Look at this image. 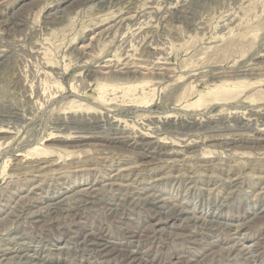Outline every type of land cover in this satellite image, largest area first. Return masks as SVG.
Wrapping results in <instances>:
<instances>
[{
    "label": "rangeland",
    "instance_id": "rangeland-1",
    "mask_svg": "<svg viewBox=\"0 0 264 264\" xmlns=\"http://www.w3.org/2000/svg\"><path fill=\"white\" fill-rule=\"evenodd\" d=\"M0 249L264 264V0H0Z\"/></svg>",
    "mask_w": 264,
    "mask_h": 264
},
{
    "label": "bare ground",
    "instance_id": "bare-ground-1",
    "mask_svg": "<svg viewBox=\"0 0 264 264\" xmlns=\"http://www.w3.org/2000/svg\"><path fill=\"white\" fill-rule=\"evenodd\" d=\"M5 71V70H4ZM156 82V81H155ZM99 120V119H98ZM169 126V125H168ZM110 128V127H109ZM203 166V165H202ZM37 171V170H36ZM10 175H12V174H10ZM84 193V192H83ZM125 195V194H124ZM92 197V196H91ZM30 198V197H29ZM82 199V198H81ZM156 201V200H155ZM60 202V201H59ZM117 203V202H116ZM115 203V204H116ZM64 204V203H63ZM74 204V203H73ZM80 205V204H79ZM59 207V206H58ZM158 207V206H157ZM69 208H70V206H69ZM88 208V207H87ZM59 210V209H58ZM42 211V210H41ZM52 211H53V209H52ZM55 212V211H54ZM51 212L49 211L48 212V215L50 214ZM53 213V212H52ZM39 214V213H38ZM37 214V215H38ZM55 214V213H54ZM70 215V214H69ZM41 216V215H40ZM44 216V215H43ZM74 216V215H73ZM203 218V217H202ZM206 224V223H205ZM139 239V238H138ZM250 248V247H249ZM88 249V248H87ZM1 250V249H0ZM5 251V250H4ZM10 251V250H9ZM13 251V250H12ZM6 253H8V252H6ZM6 253L4 254V256L6 255ZM22 257V256H21ZM28 257V256H27ZM6 259V257H3V259ZM26 258V257H25ZM0 259H1V257H0ZM27 260L29 259H31L32 261H35V264H43V261H42V259H38V257H31V258H26ZM6 262V261H5ZM25 262V261H24ZM2 263H3V261H2Z\"/></svg>",
    "mask_w": 264,
    "mask_h": 264
}]
</instances>
